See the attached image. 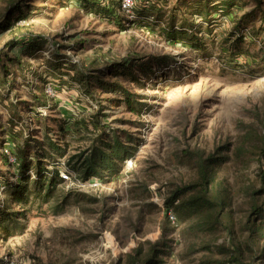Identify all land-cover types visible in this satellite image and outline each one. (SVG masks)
<instances>
[{
  "label": "rangeland",
  "instance_id": "rangeland-1",
  "mask_svg": "<svg viewBox=\"0 0 264 264\" xmlns=\"http://www.w3.org/2000/svg\"><path fill=\"white\" fill-rule=\"evenodd\" d=\"M92 1L0 0L1 25L16 11L10 28L0 29V138L13 134L16 118L34 137L31 146L48 151L54 140L64 149L45 161L52 170V158L60 157V174L69 175L50 201L34 195L27 205L15 203L6 183L16 182L17 165L0 152V208L22 213L0 222V264H143L139 249L144 256L163 251L166 264H227L235 250L238 264H261L264 0H233L230 14L223 0H184L182 8L177 0H154L146 13L144 0ZM201 2L208 7L200 15ZM18 10L26 16L17 17ZM159 11L164 24L173 11L187 15L200 48L160 36L153 25ZM249 12L236 28V13ZM32 36L40 49L26 55ZM111 62L132 65L108 78L137 94L141 110L132 111L120 93H85L81 79L89 69ZM47 91L50 107L31 113L30 102ZM114 133L134 155L113 177L84 181L81 161ZM17 137L9 140L14 150L24 139ZM201 156L213 157L207 187L199 180ZM196 195L219 205L194 212L187 203Z\"/></svg>",
  "mask_w": 264,
  "mask_h": 264
},
{
  "label": "trees",
  "instance_id": "trees-1",
  "mask_svg": "<svg viewBox=\"0 0 264 264\" xmlns=\"http://www.w3.org/2000/svg\"><path fill=\"white\" fill-rule=\"evenodd\" d=\"M92 1V0H90ZM92 1L93 3L99 4V2ZM169 1V0H168ZM178 6L180 8L184 7L186 2L184 0H177ZM154 0H144V5L142 8V11L144 13L151 12V10H154V7L151 8L149 6L150 4L155 5ZM225 6V9L223 11L226 12V14L232 13L231 8L236 6V3L233 0H223ZM207 4V3H206ZM202 4L200 3L199 7V13L200 15L203 14V10L208 7V4ZM206 5V6H205ZM14 11V10H13ZM11 12L7 16V23H4L3 25L0 24V29H7L10 28L12 25L10 18L11 16L16 12ZM105 11L113 12L112 9L107 8ZM159 11V13L155 17V22L153 25L155 27H159V35L164 36L167 40L172 42H185L189 44L190 46L194 47L195 49L200 48L199 44V32L195 30L196 24L192 23L189 20V17L185 14H181V19L178 17V12L173 11L170 15V21L167 24L163 23V14ZM209 12V10H208ZM17 17H25L26 15H23L24 12L21 10H18ZM251 12L245 13L241 16H239L236 13V16H234V21H236V28L241 26V23L249 17ZM18 19V18H17ZM178 23H180L178 25ZM258 33L264 35V27L260 30H258ZM36 36H32L31 40L26 45L25 53L26 55H30L31 53L35 52L39 48V43ZM41 46V45H40ZM5 71L8 69L6 66H4ZM89 71L86 75V78L81 79L82 86L85 90L86 94L93 93L94 89L97 87L103 91L107 92H114V93H120L124 97L122 101L127 104L129 107H131L132 111L134 109L141 110V108L144 106L141 102L136 103L137 94L131 93L128 89H125L118 81H114L112 79H109V76H118V74L124 73L125 71H131L132 72V65L128 64L127 62H111L106 63L105 69L101 68L100 66L94 67L93 69H89ZM79 75V71H76V76ZM8 76H12V73H7L6 77L9 80L10 78ZM10 82V81H9ZM8 90L6 93H9L10 90H12V84L9 83ZM0 89L2 88V85L0 83ZM43 97H38L35 101L30 102L31 106L34 105L32 108H30L31 113H35L36 115L40 114L39 111H36L38 109H48L50 107L49 105V95H47V92L43 93ZM0 96L5 97V93H2V90L0 91ZM37 97V96H36ZM120 99H116L115 101H119ZM114 101V100H113ZM15 102H11V106H15ZM142 106V107H140ZM38 113V114H37ZM41 115V114H40ZM16 116L15 114L12 116ZM11 122L14 124L12 127V133L11 136H7L6 138H0V149L4 148L6 143L11 140L18 141L17 134H22V137L24 138L21 143L17 146V149L14 150L16 155V165H17V173H16V182L10 183L7 182V190H11V197L13 202L20 203L22 205H27L32 196L36 195L38 197H41L44 202L50 201L51 197L53 196V193L55 191L56 185L66 182L65 178L61 176V160L60 157L52 158V165H54V168L52 170H48L46 166L45 159L52 156L54 154L53 151H56L59 155H65L64 149L61 148L59 144H57L54 140H50L48 146V151H44V148H46V145L44 147H34L31 146L33 142V138L28 136L27 133L22 132L25 128V126L18 122L16 118H13ZM20 132V133H19ZM106 135V134H105ZM130 136V135H129ZM121 137L114 133V135L110 136L108 134V137L106 138L107 141L101 140L100 146H93L92 151L89 156L83 159L80 164L81 169V178L84 181H88L91 178L100 177L103 178L105 173L108 177H113L115 174L120 173L121 171V165L127 160V158L134 155L135 147H133L130 144H125L121 141ZM132 138V137H131ZM33 139V140H32ZM32 140V141H31ZM3 153V157L5 158V162L8 164L10 163V160L8 158V155L5 154V152L0 151ZM34 152V154H33ZM41 154H40V153ZM26 154L24 156H21L20 154ZM29 153H32L28 155ZM36 159L35 163V170H36V179L33 182V187L30 186V175L29 170L32 168L33 164L32 161ZM213 160V157H200V162H198L199 166V180L201 185H205V187L209 186V184H212L214 182V177L211 172V161ZM195 185H187L184 188L180 190V193L177 194V197L181 194H183L187 190L195 189ZM175 198V197H174ZM173 198V199H174ZM220 205L222 206L224 203V200H220ZM188 207L191 208L194 212L200 213L205 208L212 209L215 208L219 204H215L208 199L196 195L188 201ZM20 212L16 213H7L5 210L0 208V222L3 223H13L15 222L19 217L22 216V213L18 215ZM260 231V227L253 229V232L257 233ZM239 250V249H238ZM163 251H157L156 249L152 250L151 254H148V256H144L141 249L136 250V257H139L140 262H143V264H166L163 259L159 258L158 253ZM235 252H232L230 261L227 264H238V261L241 259L240 257L235 256ZM259 261L264 259V245L261 247L259 255L256 257ZM242 260V259H241ZM261 264H264V260Z\"/></svg>",
  "mask_w": 264,
  "mask_h": 264
},
{
  "label": "built area",
  "instance_id": "built-area-1",
  "mask_svg": "<svg viewBox=\"0 0 264 264\" xmlns=\"http://www.w3.org/2000/svg\"><path fill=\"white\" fill-rule=\"evenodd\" d=\"M124 5L126 6H130L131 5V0H126L124 2ZM47 93H49V91H47ZM4 152L7 153L8 158L10 160L11 163H16L17 159H16V155L14 152V146L11 144V142L9 141L8 143H6V145L4 146ZM62 177L65 179H69V175L67 173H63ZM170 218L171 219H175V215L173 214V212H169Z\"/></svg>",
  "mask_w": 264,
  "mask_h": 264
}]
</instances>
